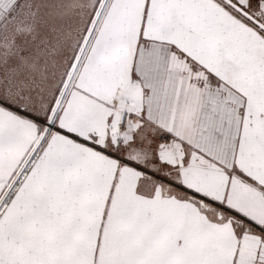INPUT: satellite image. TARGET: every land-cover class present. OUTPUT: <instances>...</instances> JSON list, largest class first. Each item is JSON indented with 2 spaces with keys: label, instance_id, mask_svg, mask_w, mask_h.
<instances>
[{
  "label": "snow or ice",
  "instance_id": "6c2138e0",
  "mask_svg": "<svg viewBox=\"0 0 264 264\" xmlns=\"http://www.w3.org/2000/svg\"><path fill=\"white\" fill-rule=\"evenodd\" d=\"M0 264H264V0H0Z\"/></svg>",
  "mask_w": 264,
  "mask_h": 264
}]
</instances>
